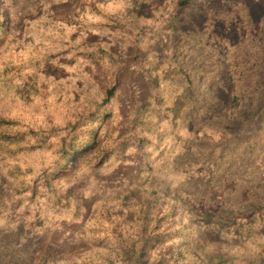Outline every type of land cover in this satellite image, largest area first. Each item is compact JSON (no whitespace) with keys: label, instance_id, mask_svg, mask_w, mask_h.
I'll list each match as a JSON object with an SVG mask.
<instances>
[{"label":"trees","instance_id":"trees-1","mask_svg":"<svg viewBox=\"0 0 264 264\" xmlns=\"http://www.w3.org/2000/svg\"><path fill=\"white\" fill-rule=\"evenodd\" d=\"M145 1L126 0L124 4L127 2V8L133 11ZM194 1L165 0L173 8L185 10H190ZM207 2L210 4L211 0ZM87 3L90 13L80 15L75 23L76 40L69 36L60 48H77L73 41L79 47H86L84 52L73 55L72 62L92 63L94 58L106 75L112 74L105 94L94 96L90 92L89 99L87 95L81 96L85 107L77 104L81 109L79 118L71 121L68 115L57 112L54 99L46 100L49 92L45 94L40 89L42 78L39 82L33 80L34 84L29 83L37 69L34 61L29 65L32 71L27 74L28 78L21 83L18 80L23 79V74L16 78L13 96L8 95V90L0 92V252L3 254H0V264H55L57 256L27 254L26 245L20 246L19 241L31 242L41 221L56 225L62 218L78 219L80 198L74 191L76 175L81 170L104 167L116 153L115 147L98 143L108 134V127L102 126L100 115L109 111L108 104L117 97L120 89L119 78L127 59L126 49L131 43V28L116 25L122 29L109 30V34L113 35L111 40L110 36L109 40L102 38L93 44L89 39L92 35L89 30L108 34V29L104 27L113 24L97 0ZM208 3L205 5L206 32H213L212 23L220 21L218 28L229 32L234 28L240 43L246 40L252 41V44H241L226 60L217 51L220 47L212 45L210 48L215 47L220 53L212 68L216 78H211L208 84H204V80L195 83L194 71L189 69L186 59H181L178 64L180 58L176 54L184 46H180L184 42L182 38L188 35L183 29L173 26L171 35L178 33L181 36L175 40V48L170 58H166L167 62L144 64L143 69L158 72L161 78L156 94H147L142 103H135L132 110L133 133L139 137L144 133L143 137L147 138L150 133L155 135L151 124L155 115L157 120L154 124L157 121L161 123L156 132L163 131L164 137H167L163 141L159 135L157 140H162L167 150L154 153L150 164L139 168L136 176L139 191L135 195L130 190L126 192L135 197L129 199V207L137 202L139 208L135 213L139 216L134 217L127 212V220L132 226L129 230L128 225L127 231L133 238H120L116 243L117 251L124 254V264H162L159 258L152 259L146 252L152 242L150 204L155 202L169 203L176 210L174 216L179 217L180 206H183L185 213L181 220L189 218L180 230L186 235L184 248L192 256L198 255L203 264H264V23L261 24L260 35L256 37L250 32L256 30L255 23L247 26L239 22L246 29L243 32L237 26L235 16H223L219 20V16L224 15L223 10L217 8V4L211 7ZM158 6L163 8L165 4ZM245 14L250 13L245 11ZM99 18L100 22L95 23ZM142 18L144 22L146 17ZM1 19L3 16L0 14ZM5 33L6 30L0 38ZM115 35L121 36L118 51L113 50L118 42H115ZM217 35L222 36L221 33ZM38 54L37 62L46 69L48 51ZM206 71L200 76L202 79L208 76ZM0 73L5 76L3 71ZM44 77L50 80L55 78V74L45 70ZM78 77L74 78L73 93L85 89V84L80 87ZM219 88L230 91L227 103L215 94ZM162 90L171 93L172 101L166 108L161 103ZM198 94L200 105L188 108V100L196 101ZM179 121L180 128L184 130H180L182 139L175 138L179 132L172 126L173 122ZM81 153L88 155L80 160L78 166L74 161ZM66 167H71L75 174L61 177ZM156 173H160L162 181L155 184ZM163 183L168 189L165 192L158 187ZM110 195L118 202L120 195L125 194L116 191ZM171 195H177V198L173 200ZM100 201L97 200L96 204ZM109 217L102 211V214L92 218L89 222L92 226L87 229L89 240L97 244L104 242L110 229L124 233L121 226L107 224ZM121 251L130 253V256ZM87 253L75 259L66 258L65 263L112 264L107 254ZM48 259L51 260L48 262ZM189 263L191 260L183 262Z\"/></svg>","mask_w":264,"mask_h":264},{"label":"rangeland","instance_id":"rangeland-1","mask_svg":"<svg viewBox=\"0 0 264 264\" xmlns=\"http://www.w3.org/2000/svg\"><path fill=\"white\" fill-rule=\"evenodd\" d=\"M91 1L94 0H0V14L3 16L0 21V34L6 30L5 35L0 38V60H2L0 72L5 73V76L0 73V92L8 90V95L13 96L16 78L23 74L21 76L23 79L18 80L20 83L28 78L27 74L32 71L29 65L34 61V67L37 69L29 83L34 84L33 80L39 82L42 78L43 86H40V89L45 94L49 92V96H45L46 100L54 99L57 112L68 115L67 117L71 121L79 118L78 112L81 109L78 106L85 107L84 99H80L81 96L87 95V99H89L90 92H93L94 96L105 94L108 81L112 80V74L106 75L94 58L91 59L92 63L90 61L72 62L73 55L79 51L84 52L86 47H79L73 41L77 48H60L69 36L72 37V40H76V20L80 15L90 13L87 2ZM97 1L101 4L100 7L108 13L107 17L113 24L104 27L108 29V34L109 30H117L116 25L119 24L124 28H131L129 33L131 43L126 49L127 59L122 66L119 78L120 89L117 97L108 104L109 111L100 115L102 126L107 125L106 127H108V134L98 143L115 147L116 153L112 161L104 167L90 171L81 170L76 175L74 191L76 197L80 198L78 200L80 214L78 219L62 218L56 225H51L48 221H41L36 227V232L32 235L31 242L26 244L22 240L19 241L20 246L26 245L25 252L27 254L33 253L36 257L46 254L57 256L55 264H66V258L75 259L77 256H86L87 252L107 254L111 258L112 264L125 263L124 254L117 251L116 243L120 238L129 240L133 238L127 231L131 222L127 220V212L134 217L139 216L138 213H135L139 208L137 202L134 203V206L129 207V199L135 197L127 195L126 192L130 190V193L135 195L139 191L140 185H137L136 181L139 168L150 164L154 153L159 154L163 149L167 150V146L163 142L167 139L164 137V132H156L161 123L157 121L156 125L154 124V121L157 120L155 115L151 118L155 135L151 136L152 133H150L147 138V136L143 137L144 133H141V137L133 133L135 128L132 127L134 120L132 110L136 102L140 104L146 99L147 94L152 95L157 92V84L161 75L158 72L152 73L143 69V66L151 61L167 62L166 58H170L172 50L175 48V40L181 36L178 33L171 35V32L174 31L173 26L183 29L188 35L182 38L184 42L180 46H184L180 48V51H176V54L178 53L180 58L178 64L181 63V59H186L190 66L189 69L194 71L193 80L195 83L204 80V84H208L211 78H216L212 68L220 53L226 60L232 55L231 52L241 44L246 43L248 46L252 44V41L246 40L240 43L241 39L234 28H231L232 32L218 28L217 24H220V21L212 23L215 33L206 32L205 5L208 3L206 0H195L194 4L190 6L191 11L173 8L165 0H147L140 3L133 11L127 8V2L124 4L126 0ZM163 3L165 6L159 8L158 4L163 5ZM214 4L223 10L224 15L219 16V20L223 16L227 18L230 15L235 16V22L243 32L246 29L239 25L241 22L247 26L255 23L256 30H250V32L256 37L260 35L261 24L264 23V0H211L208 6L213 7ZM245 11L250 14L246 16ZM133 12L137 15L135 16ZM142 17H146L144 22ZM99 22L100 18L95 20V23ZM119 29L122 28L119 27L117 31ZM90 33L92 35L89 39L93 44L101 41L102 38L104 40H109L110 36V40L113 38V35L107 33L89 30ZM217 33H221L222 36ZM120 37V35L114 36L115 42L118 41L116 47H113L114 51H118L121 47ZM212 45L220 47L217 50L220 53H217L215 47L211 49ZM45 51H48L49 54L46 59L47 65L43 64L46 69L37 62V58L40 56L38 53ZM45 70L55 74V78L45 79ZM205 70H207L208 76L202 79L200 76L205 73ZM75 76H79L77 81L80 83V87L85 84L84 91L79 92L78 89L73 93ZM80 78L83 80L82 82ZM161 92L163 95L161 103L166 108L172 101L171 93L163 90ZM215 94L225 103L230 100V91L223 88H219ZM196 96V101L188 100V108L190 105L193 108L200 105V95ZM152 108L158 107L152 106ZM172 126L179 132L175 138L182 139L180 130L183 132L184 130L180 128V121L179 123L173 122ZM136 132H139L138 128H136ZM159 135L163 141L157 140ZM150 136L152 140H150ZM85 155L88 153L78 154L79 161L76 159L74 162L79 166L80 160ZM74 174L71 167H66L60 176H73ZM159 181H162V177L160 173H156L153 182L156 184ZM158 187L164 192L167 189V185L164 183ZM116 191L125 194L120 195L118 202L113 195H110ZM171 197L175 200L177 195H171ZM106 198H110V200L108 201ZM100 199L101 201L97 205L96 201ZM150 207L153 225L150 229L152 242L146 248L148 256L152 259L159 258L162 264H183L186 260H191L189 264H203L198 255L192 256L193 254L187 253L184 248L186 235L180 230L189 218L184 217L183 221L181 220V216L185 213L183 206H180V217L174 216L176 210L170 207L169 203L155 202L151 203ZM102 211L110 216L107 224L113 227L121 226L124 233L112 232L113 229H110L109 234L105 236L106 240L97 244L96 241L88 239L87 236L90 233L87 232V229L92 226L89 223L92 218L96 214H102ZM142 218L144 219L143 214ZM41 224L46 225L42 226ZM34 227L32 226V228ZM131 228L132 226L129 225V230ZM121 252L125 253L127 257L130 256V253ZM50 260L48 259V262ZM179 260L182 262L179 263Z\"/></svg>","mask_w":264,"mask_h":264}]
</instances>
